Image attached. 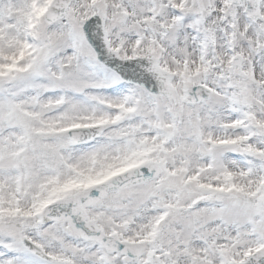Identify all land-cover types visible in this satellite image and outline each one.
Masks as SVG:
<instances>
[{"label":"snow or ice","instance_id":"obj_1","mask_svg":"<svg viewBox=\"0 0 264 264\" xmlns=\"http://www.w3.org/2000/svg\"><path fill=\"white\" fill-rule=\"evenodd\" d=\"M0 264H264V0H0Z\"/></svg>","mask_w":264,"mask_h":264}]
</instances>
